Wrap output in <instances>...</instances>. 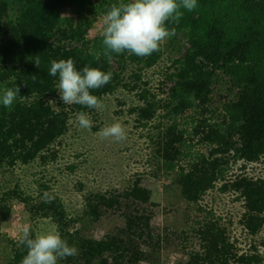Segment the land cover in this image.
Segmentation results:
<instances>
[{
	"label": "trees",
	"instance_id": "obj_1",
	"mask_svg": "<svg viewBox=\"0 0 264 264\" xmlns=\"http://www.w3.org/2000/svg\"><path fill=\"white\" fill-rule=\"evenodd\" d=\"M121 2L0 0V89H20L10 108L0 106V178L32 162L42 168L56 162L57 143L68 133L72 115L98 119L97 109L60 101L58 79L47 72L50 61L71 58L77 69L99 67L112 74L93 90L99 103L120 88L137 96L129 113L138 129L154 130L149 161L160 157L165 170L176 172L185 199L197 208L192 232L198 248L190 247L186 230L161 232L155 225L161 188L146 172H136L124 188L89 191L81 216H71L44 174L35 193L20 181L1 185L0 228L13 224L14 232L5 264H20L27 251L17 243L22 230L28 226L35 234L32 222L40 218L51 220L78 249L58 264H153L179 238L189 260L178 264H264L258 247L264 239L241 248L206 203L216 188L232 193L235 202H243V229L253 240L264 231V178L231 174L234 162L246 168L264 159V0H198L192 12L182 9L179 22L168 27L186 48L164 65L161 48L146 57L113 53L111 63L106 61L102 37H91V31L99 16ZM71 8L75 16L68 15ZM44 193L51 202H44ZM85 217L113 223L86 235L76 226Z\"/></svg>",
	"mask_w": 264,
	"mask_h": 264
},
{
	"label": "rangeland",
	"instance_id": "obj_2",
	"mask_svg": "<svg viewBox=\"0 0 264 264\" xmlns=\"http://www.w3.org/2000/svg\"><path fill=\"white\" fill-rule=\"evenodd\" d=\"M76 9L71 8L68 15L75 16ZM104 17L99 16L97 24L91 31V37L101 35L104 27ZM163 50L164 57L160 64L164 65V59L183 53L186 43L177 34L166 38L159 46ZM170 63V62H169ZM154 85V82H152ZM221 85L215 90V94L221 90ZM135 93L120 88L114 93L105 96L97 109L98 119L88 115L92 126L89 129H81L76 122V115H72L68 133L57 143L58 160L42 168L39 161L32 162L14 170L1 174V185L13 187L19 181L27 192L35 193L38 190L37 181L44 174L51 180V192L58 195L64 202L71 216H81L84 208V196L89 191L106 190L110 188H124L134 178L136 172L148 173L158 181L161 188L162 203L156 210L158 221L156 226L161 232L164 228L181 234L184 230L192 236L190 247L198 248V240L194 237L192 227L198 219V212L194 204L189 203L177 181V173L164 169L162 160L158 157L153 162L150 149L149 135H154L152 128L138 129L136 116L129 113L133 104H137ZM189 113V112H188ZM119 122L126 130V138L115 141L105 139L99 135L100 129ZM97 127V131L94 128ZM188 137V135H187ZM199 150L206 151L205 146ZM68 166H75L73 169ZM242 162H234L231 174H247L254 178H264V159L243 168ZM232 193H220L214 189L207 197L206 203L214 209L216 218L227 227L230 237L236 239L240 247L247 249L250 243H260L264 239V231L257 239H252L243 229L240 218L244 210L243 202H235ZM1 218V215H0ZM113 220L104 223H93L91 217H85L76 224L86 235L95 233L97 229L109 228ZM36 233L55 229L49 219H37L32 222ZM13 224L4 223L0 228V264H5L12 257V246L8 242L13 235ZM182 240L174 239L171 246L166 245L157 254L153 264H178L186 263L189 255L181 249ZM258 245L264 255V245Z\"/></svg>",
	"mask_w": 264,
	"mask_h": 264
},
{
	"label": "clouds",
	"instance_id": "obj_3",
	"mask_svg": "<svg viewBox=\"0 0 264 264\" xmlns=\"http://www.w3.org/2000/svg\"><path fill=\"white\" fill-rule=\"evenodd\" d=\"M197 6L198 0H123L113 5L105 14L101 33L106 61L111 63L113 53L146 57L158 51L160 44L175 34L168 24L179 22L182 9L192 12ZM47 72L49 76L57 77L55 89L64 105L77 104L88 109L100 107L93 90L109 83L112 75L88 65L77 69L71 58L50 61ZM19 93V87L0 89V106L10 108ZM76 122L81 129L92 126L85 112L77 114ZM99 135L119 142L126 138V130L119 122H113L100 129ZM52 198L44 193L45 203L51 202ZM17 243L27 250L20 264H58L60 260L78 254L77 247L70 245L55 229L32 234L25 226Z\"/></svg>",
	"mask_w": 264,
	"mask_h": 264
}]
</instances>
